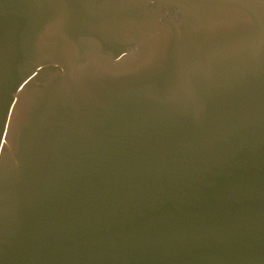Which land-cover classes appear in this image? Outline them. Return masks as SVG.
<instances>
[{
    "label": "water",
    "instance_id": "obj_1",
    "mask_svg": "<svg viewBox=\"0 0 264 264\" xmlns=\"http://www.w3.org/2000/svg\"><path fill=\"white\" fill-rule=\"evenodd\" d=\"M0 264H264V0H0Z\"/></svg>",
    "mask_w": 264,
    "mask_h": 264
}]
</instances>
